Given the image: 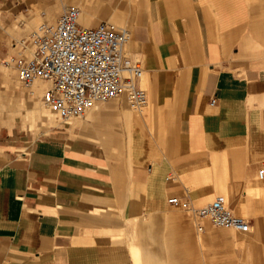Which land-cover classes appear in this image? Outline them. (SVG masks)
<instances>
[{"label":"crops","instance_id":"crops-1","mask_svg":"<svg viewBox=\"0 0 264 264\" xmlns=\"http://www.w3.org/2000/svg\"><path fill=\"white\" fill-rule=\"evenodd\" d=\"M71 7L130 35L147 110L46 126L49 85L6 63ZM0 120V264H264V0H0ZM218 196L249 233L168 202Z\"/></svg>","mask_w":264,"mask_h":264},{"label":"built area","instance_id":"built-area-1","mask_svg":"<svg viewBox=\"0 0 264 264\" xmlns=\"http://www.w3.org/2000/svg\"><path fill=\"white\" fill-rule=\"evenodd\" d=\"M81 18V9L71 7L63 12L56 25H40L29 41L21 43L20 58L6 65L18 63L19 77L26 88L38 81L50 84L44 100L62 123L83 116L96 104L116 99L125 92L133 107L144 111L149 104L147 93L140 85L144 70L139 61L125 52L130 35L118 31L109 22L95 28L82 27ZM215 104L212 100L211 106ZM259 178H264V171L259 172ZM168 202L189 211L197 223L209 221L215 227L239 233L251 230L249 221L236 216L224 196L201 208H194L178 197ZM198 230L202 232L203 227Z\"/></svg>","mask_w":264,"mask_h":264},{"label":"bare ground","instance_id":"bare-ground-1","mask_svg":"<svg viewBox=\"0 0 264 264\" xmlns=\"http://www.w3.org/2000/svg\"><path fill=\"white\" fill-rule=\"evenodd\" d=\"M81 22V21H80ZM43 24H47V23H43ZM47 25H49V24H47ZM52 26V25H51ZM128 43V42H127ZM126 43V44H127ZM28 51H29V53H31L32 52V47H30V48H28ZM128 53V52H127ZM11 61V60H10ZM17 64L18 63H13V64H11V65H15V67H16V69H17ZM10 66V65H9ZM17 71H18V69H17ZM18 74H19V72H18ZM143 75H144V73H143ZM143 77V76H142ZM142 79V78H141ZM38 82H43V83H47V82H44V81H38ZM37 83V82H36ZM35 84V83H34ZM33 84V85H34ZM38 84V83H37ZM48 85H49V88H50V84L49 83H47ZM48 88V89H49ZM47 89V90H48ZM47 92V91H46ZM33 93V92H32ZM31 93V94H32ZM46 94V93H45ZM33 95V94H32ZM32 95H31V97H32ZM41 95H43V92H41ZM124 95V93L121 95V96H123ZM120 96V97H121ZM120 97H118V98H116V99H119ZM40 99V98H39ZM115 100V99H114ZM100 103H102V102H100ZM100 103H98V104H100ZM35 104V103H34ZM98 104H96L95 105V107L98 105ZM33 106H35V105H33ZM36 107V110H40L41 111V114L42 115H45V118H46V126H50V125H52L53 124V119H55L54 117H56V112L53 110V109H51V108H49L48 107V105L45 103V100H44V95L42 96V100H41V102L40 103H37V106H35ZM93 109V108H92ZM55 112L56 114H54L53 112ZM90 110V109H89ZM33 113V112H32ZM60 121V120H59ZM62 123V122H61ZM37 124H38V121H37ZM40 129V128H39ZM38 130V129H37ZM226 198V197H225ZM227 199V198H226ZM228 200V199H227ZM251 231V230H250ZM249 231V232H250ZM248 232V233H249Z\"/></svg>","mask_w":264,"mask_h":264},{"label":"rangeland","instance_id":"rangeland-1","mask_svg":"<svg viewBox=\"0 0 264 264\" xmlns=\"http://www.w3.org/2000/svg\"><path fill=\"white\" fill-rule=\"evenodd\" d=\"M39 25H40V23H39ZM41 25H42V24H41ZM54 25H56L55 22L52 23V26H54ZM39 27H40V26H39ZM126 51H127V50H126ZM19 52H20V48H19V51L16 52V56L20 58ZM127 52H129V51H127ZM24 56H25L27 59L30 58V56H29L28 53H25ZM9 61H10V60H9ZM17 74H18V73H17ZM148 79H149V78H148ZM141 84L143 85V83H141ZM142 87L145 88V87H147V86H142ZM101 106H102V105H100L99 108H97V106H96V107H94L93 109H90V110H88V111L91 112V110H97V109H100ZM133 108H134V107H133ZM147 109H148V108H146L145 110H147ZM88 111H86V112L84 113V115H85ZM148 112H149V111H148ZM84 115H83V116H84ZM58 120H59V119H58ZM74 120H75V119H72L71 123H72ZM0 122H1L3 125H5V126H9L6 122L4 123V122L1 121V120H0ZM59 122H60V121H59ZM18 123H20L22 129L30 130V129L24 128L23 123H22L21 121H16V124H15L14 126H16ZM60 123H61V122H60ZM61 125H62V123H61ZM61 125H60V126H61ZM60 126H58V127H60ZM58 127H55V128H58ZM55 128H53V129L51 130V132H52ZM30 131H32V132L34 133V135H35L36 138H38V137L41 136V135H49V134L51 133V132H49L48 134H44V133H42V132H39V133H38V132H35V131H33V130H30ZM104 137H106V133H104ZM103 142L105 143L106 141L104 140ZM210 203H211V202H210ZM251 234H252V232H251ZM251 234H249L250 236H249V235H248V236L251 237V236H252Z\"/></svg>","mask_w":264,"mask_h":264}]
</instances>
